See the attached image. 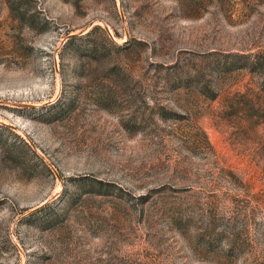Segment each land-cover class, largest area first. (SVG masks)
Returning <instances> with one entry per match:
<instances>
[{"label": "rangeland", "instance_id": "1", "mask_svg": "<svg viewBox=\"0 0 264 264\" xmlns=\"http://www.w3.org/2000/svg\"><path fill=\"white\" fill-rule=\"evenodd\" d=\"M0 264H264V0H0Z\"/></svg>", "mask_w": 264, "mask_h": 264}, {"label": "trees", "instance_id": "2", "mask_svg": "<svg viewBox=\"0 0 264 264\" xmlns=\"http://www.w3.org/2000/svg\"><path fill=\"white\" fill-rule=\"evenodd\" d=\"M101 30L99 26H95L90 31L86 32L85 34L81 35H73L69 37L67 45L72 44L75 41H79V48H84L85 51L88 53V56L90 57L91 62L97 61L100 59L101 55H105L106 53V43H104L105 38L108 37V35L105 33L103 35L104 38L94 37L93 33ZM104 39V40H103Z\"/></svg>", "mask_w": 264, "mask_h": 264}]
</instances>
